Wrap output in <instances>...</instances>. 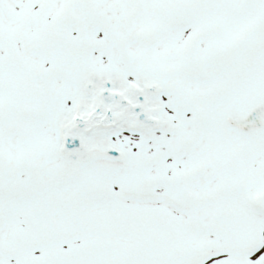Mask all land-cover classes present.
I'll return each mask as SVG.
<instances>
[{
    "label": "snow or ice",
    "instance_id": "obj_1",
    "mask_svg": "<svg viewBox=\"0 0 264 264\" xmlns=\"http://www.w3.org/2000/svg\"><path fill=\"white\" fill-rule=\"evenodd\" d=\"M0 264H264V0H0Z\"/></svg>",
    "mask_w": 264,
    "mask_h": 264
}]
</instances>
